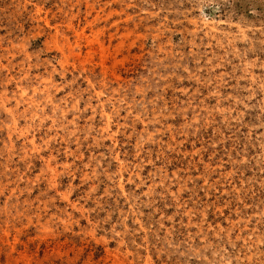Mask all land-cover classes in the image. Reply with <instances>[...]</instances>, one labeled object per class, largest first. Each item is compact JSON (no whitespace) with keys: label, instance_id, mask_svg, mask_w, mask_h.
<instances>
[{"label":"rangeland","instance_id":"obj_1","mask_svg":"<svg viewBox=\"0 0 264 264\" xmlns=\"http://www.w3.org/2000/svg\"><path fill=\"white\" fill-rule=\"evenodd\" d=\"M0 264H264V0H0Z\"/></svg>","mask_w":264,"mask_h":264}]
</instances>
